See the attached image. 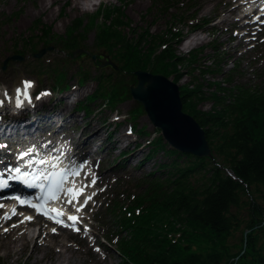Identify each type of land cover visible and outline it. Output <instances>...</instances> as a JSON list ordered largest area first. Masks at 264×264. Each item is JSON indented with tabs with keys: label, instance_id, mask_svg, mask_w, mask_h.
Instances as JSON below:
<instances>
[{
	"label": "trees",
	"instance_id": "1",
	"mask_svg": "<svg viewBox=\"0 0 264 264\" xmlns=\"http://www.w3.org/2000/svg\"><path fill=\"white\" fill-rule=\"evenodd\" d=\"M190 1L153 0L152 6L164 14L177 9L165 33L150 29L138 33L122 6L102 4L91 24L78 17L64 34L55 37L56 44L72 55L84 48L88 29L96 28L99 47L116 57L119 70L113 79L93 77L97 86L81 101L87 111L88 102L98 97L107 106L131 98L129 85L119 78V72L130 74L132 83L137 81L138 69L173 76L177 83L186 73L191 74V81L180 85L183 108L205 129L213 152L211 157L182 152L156 134L149 140L150 150L163 151L170 160L146 173L142 189L127 203L113 200L106 205L108 215L101 225L111 234L104 232L103 236L108 242L117 236L111 244L120 264H264V81L235 82L242 74L240 60L226 82L205 81L196 74L216 76L222 69L219 60L205 68V45L189 55L178 53L176 44L186 34L176 21L187 20L190 10L184 6ZM210 22L196 21L191 31ZM43 28L48 29L45 42L50 46L51 27ZM52 69L55 81L62 85L64 73ZM78 75L81 80L90 76L83 71ZM207 100L214 102L213 108L200 109ZM143 112L142 104L137 103L129 116L135 120ZM241 229L242 245L235 250L229 240Z\"/></svg>",
	"mask_w": 264,
	"mask_h": 264
},
{
	"label": "rangeland",
	"instance_id": "2",
	"mask_svg": "<svg viewBox=\"0 0 264 264\" xmlns=\"http://www.w3.org/2000/svg\"><path fill=\"white\" fill-rule=\"evenodd\" d=\"M40 1L0 0V99L6 98L3 94L7 91H10L8 96L12 98L15 95V87L21 85L25 79L34 82L36 92L42 88L44 90L40 93L50 92V95L44 96L43 115L39 112L42 109L38 112H35L33 108L25 109L23 118L14 121L22 123L21 121L27 118H34V125L27 133L36 128L34 132L38 135L42 131L40 125L43 121L45 122V118H50L49 115L54 116L63 107L61 97L66 94L68 97L70 94L68 90L77 88L78 90L69 96V107L73 110V115L65 117L61 130L59 129L50 139H53L54 147L66 144V149L83 152V157L86 159L84 170L88 176L94 175L97 181L95 187L87 189L85 194L87 196L95 192L96 195L89 202L88 207L82 213L80 212L84 229L80 226L75 229L56 226L43 217H35L31 214H23L21 219L8 223L9 214L1 213L0 264H35L29 257L38 239L44 243L52 242L62 253L68 252L66 256L70 259L57 260L55 253L48 251L46 260H49V264H120L121 258L111 244L116 242L117 236L113 237L112 242H108L103 237L104 232L108 233V227L101 225L108 215L105 207L113 200L119 201L122 205L127 203L142 189L140 183L145 174L154 170L158 163L169 161L170 156L163 151L150 150L149 140L160 132L146 113L139 114L135 120L130 118L129 112L136 106L137 100L129 98L113 106H107L103 105V100L98 97L88 102L89 111L82 106L81 101L87 99L86 96L97 86V82L93 79L94 75L101 76V80L113 79L119 70L108 62L104 63L106 60L115 63L116 57L99 47L96 40L97 29L89 28L86 33L83 45L89 53L74 50L70 55L56 44L55 37L58 34H64L78 17H83L91 24V17L102 4L122 6L138 33L147 29L153 33H165L172 24L171 14L177 12V9L164 14L163 10L153 7V0H101L98 5H93L92 0H89L88 4L83 6L80 4L78 8H76L77 1L85 3L86 1L48 0V10L37 13L25 28L20 30L14 27V23L25 15L27 8L38 10ZM246 1L191 0L184 6L185 10H190L186 15L187 20L176 21V26L184 29L186 34L182 42L176 44L180 55H189L194 49L205 45L204 58H202V62L206 64L205 68L208 65L217 64L216 60L221 63L222 71H219L220 74L216 76L211 72L204 76L201 71L196 73L205 81L226 82L236 67V60H240L243 67L242 74L237 76L235 82L251 80L262 83L264 81V17L248 15L249 9L246 7L238 9ZM89 8H94V11H88ZM50 12L52 15H49ZM257 17H260L259 22L256 20ZM206 19H209L211 23L197 31H191L192 24ZM44 25L51 27L50 33L53 40L50 45L53 49L47 50L38 57L36 53L48 47L46 44H49L45 42L48 29L43 28ZM132 33L134 34V31ZM95 53L98 54L97 59H93L92 55ZM16 54L22 55L24 59H10L4 67L5 60ZM52 68L64 73L66 81L62 85L59 86L55 81ZM78 71L89 74V78L81 80ZM119 78L123 79L127 85L132 83L131 75L124 71L119 72ZM170 78L173 79V76ZM191 79V74L186 73L179 85H185ZM225 85L232 86L229 83ZM213 106L214 102L207 100L200 104V109L209 111ZM6 109V104L0 106V117ZM48 112L50 114L46 115ZM2 123L0 118V126ZM56 123L59 124L60 121ZM91 123L97 127L100 134L95 137L91 135L94 138L89 146L79 145L78 147L77 144H67L69 137L79 136ZM142 127L145 132H138L137 129ZM27 133L23 135V138L29 143L31 138ZM121 133H125V136ZM16 137L22 139L21 136L14 134L6 142L1 140L0 145L6 144V149H9L11 144H17L14 139ZM35 148L38 147L35 146ZM126 151L122 158L120 153ZM1 152L6 151L0 147ZM76 157L74 154L73 158ZM116 160L119 162L116 163ZM83 182L89 183V180L84 178ZM261 201L264 203V200L261 199ZM30 218H36V222L27 229L29 232L27 237L31 240L27 241V246L22 251L27 232L25 233V229L19 226ZM80 229H82L81 232ZM243 230H238L229 240L230 244L235 245V250L242 245ZM49 233L55 235L51 237L48 236ZM17 248H20L21 252H13ZM40 255L42 256L43 253Z\"/></svg>",
	"mask_w": 264,
	"mask_h": 264
},
{
	"label": "snow or ice",
	"instance_id": "3",
	"mask_svg": "<svg viewBox=\"0 0 264 264\" xmlns=\"http://www.w3.org/2000/svg\"><path fill=\"white\" fill-rule=\"evenodd\" d=\"M257 22L260 21V17L256 18ZM23 89H16L15 107L23 110L26 106L33 104L34 99L40 100L46 95H50V92H42L37 94L33 98L31 89L34 87V82L24 81ZM4 96H8L7 92H4ZM5 101L0 99V106H3ZM2 148H7L6 144L0 145ZM47 147V146H45ZM59 151L54 149L53 152ZM61 155H53L51 153L47 155H41L39 152L33 154V149L29 148L26 151L20 152L15 155V164L6 163L3 158L0 157V190H8L12 188L13 183H22L25 187L35 190V200H44L46 202H60L63 206L71 205L76 212H83L88 207L89 202L92 201L96 195L95 192L85 196L87 189L95 187L97 181L93 176H87L85 179L89 180V183H84L83 180H79L81 173L85 167V164L77 166L75 160L65 163L61 159ZM27 157V159H26ZM59 177V179H57ZM79 180L80 187L77 188L76 184ZM70 184L71 186L65 187ZM84 197L83 201L80 200ZM18 199L21 205L29 202V197H5L0 194V200L3 199ZM77 205H79L77 207ZM32 208L40 207L36 203H31ZM52 211H55L54 209ZM60 215L61 213H57ZM82 216L69 215L67 220L73 224L82 221ZM61 223V221H57ZM69 226V225H65ZM55 231V229L53 230ZM97 251H99L97 249Z\"/></svg>",
	"mask_w": 264,
	"mask_h": 264
},
{
	"label": "water",
	"instance_id": "4",
	"mask_svg": "<svg viewBox=\"0 0 264 264\" xmlns=\"http://www.w3.org/2000/svg\"><path fill=\"white\" fill-rule=\"evenodd\" d=\"M52 46L40 49L36 56L41 57ZM83 52L86 49H78ZM10 59L22 60V55H12L5 60L6 67ZM93 59L97 55L93 54ZM109 63L117 67L111 60ZM103 63V62H101ZM137 82L130 85L134 99L140 101L152 124L160 128L164 139L174 148L198 157H211L212 148L206 136L205 129L198 120L183 108L180 85L161 73L148 70L136 71ZM249 230H246V233Z\"/></svg>",
	"mask_w": 264,
	"mask_h": 264
},
{
	"label": "bare ground",
	"instance_id": "5",
	"mask_svg": "<svg viewBox=\"0 0 264 264\" xmlns=\"http://www.w3.org/2000/svg\"><path fill=\"white\" fill-rule=\"evenodd\" d=\"M85 1H86V3L77 1L76 8H78L80 6V4L82 6L84 4H88L87 1H89V0H85ZM257 2L259 4H264V0H250V2H246L244 4H241L238 7V9L241 8V7L247 6L248 3L249 4H252V3L256 4ZM48 5H49L48 0H41L38 10L27 8L25 10V15L22 18H20L18 22L14 23V27H16V28L18 27V29H20V30L25 28L26 25L28 24V22L30 21V19L34 18L37 13H41L42 11L48 10ZM140 6H142V4ZM49 15H52V12H50ZM94 76H99V75H94ZM23 86L21 87V89H23ZM33 90L34 89H32L31 92H33ZM77 90H78L77 88L69 89L68 92L70 94H74ZM129 90H130V88H129ZM9 93H10V91H9ZM70 94H68V97H66L67 94L63 95L61 97L62 101L64 103L63 107L60 108V110L57 111V113H55V115L53 114L54 116L49 115L50 112H48L46 114V115H49L50 118L46 117L45 118L46 119L45 122L43 121L41 123V125H40L41 128L40 129L42 131L39 132L38 135H35V132H34V131H36V128H34L30 133H27V131L34 125V118H27L24 121H22V123H15L14 121L19 119V118H21L23 116V114H24L23 111L25 109L29 110L30 108H33L35 110V112H38L39 109H42L39 112H40L41 115H43V113L45 111V110H43V108H44L43 105H45L44 97L42 99H40V100H35L34 99V102H33L32 105L26 106L23 110L19 109V111H16V112L12 113L9 116V118H7V119L2 118L3 128L1 129L2 131L0 132V141L2 139L8 140L9 137H11L14 134H17V135H19V136H21L23 138V135H21L20 133H23V134L27 133L28 135H30L31 143L35 144L36 147L46 148L45 146H49L50 144H54L53 139H50V138L55 136L59 129L61 130V125L63 124V121H64L65 117H69V116L73 115V110L69 107V105H70L69 104L70 103V101H69ZM130 94H131V92H130ZM15 98H16V96H13L11 98L12 99L11 102H15ZM33 98H35V97L33 96ZM131 98H133L132 94H131ZM138 102L140 104H142L140 101H138ZM142 106H143V104H142ZM143 108H144V106H143ZM144 110H145V108H144ZM59 121H60V123L57 124L56 122H59ZM99 134L100 133H99V130L97 129V127L95 125H93V123H91L86 129L82 130V132H81V134L79 136H77V137H69L68 140H67V144L68 143L70 145L77 144L78 147H79V145L87 147V146H89L91 141H93L92 139L95 137V135H99ZM91 135H93L94 137H91ZM121 135L125 136V133H121ZM86 138H87V140H86ZM20 140L22 141V143L24 142L23 139H20ZM21 141H19V142H21ZM85 143H87L88 145L85 144ZM65 147H66V145L63 148L65 149ZM68 151H69L68 154H70V155L78 154L80 157H83V152H81V151L69 150V149H68ZM11 210H13L12 206L8 205L6 207L0 208V214L4 213V212L9 214V211H11ZM18 217H19V219L22 218L21 216H18ZM35 222L36 221L34 219L33 220L29 219L27 221H24L19 227L20 228H24L25 229V233H26L27 229H29V227L33 226ZM28 235H29V232L26 233V238L24 239V240H26V243H24L22 251L27 246V241L31 240L29 237H27ZM54 235L55 234H53V233H49L48 234V236H51V237L54 236ZM65 246L70 248L68 245H65ZM48 251L54 252L55 253V257H56L57 260H62V259H67L68 260V259H70V257L67 258V256H66V254L68 252L62 253V252L58 251L57 247H55V245L52 242L44 243L40 239H38L36 241L35 246H34L32 252L30 254L29 259L31 261H33L35 264H49V260H46V256H47V252ZM13 252L19 253V252H21V249L17 248L15 250H13ZM41 253H43L42 256L40 255Z\"/></svg>",
	"mask_w": 264,
	"mask_h": 264
},
{
	"label": "clouds",
	"instance_id": "6",
	"mask_svg": "<svg viewBox=\"0 0 264 264\" xmlns=\"http://www.w3.org/2000/svg\"><path fill=\"white\" fill-rule=\"evenodd\" d=\"M101 2V0H92L93 5H98ZM88 11H94V8L87 9Z\"/></svg>",
	"mask_w": 264,
	"mask_h": 264
}]
</instances>
